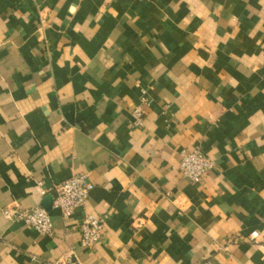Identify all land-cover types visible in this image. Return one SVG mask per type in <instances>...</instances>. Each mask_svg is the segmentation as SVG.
<instances>
[{
  "label": "crops",
  "instance_id": "obj_1",
  "mask_svg": "<svg viewBox=\"0 0 264 264\" xmlns=\"http://www.w3.org/2000/svg\"><path fill=\"white\" fill-rule=\"evenodd\" d=\"M36 207L52 236L3 215ZM0 264H264V0H0Z\"/></svg>",
  "mask_w": 264,
  "mask_h": 264
},
{
  "label": "built area",
  "instance_id": "obj_2",
  "mask_svg": "<svg viewBox=\"0 0 264 264\" xmlns=\"http://www.w3.org/2000/svg\"><path fill=\"white\" fill-rule=\"evenodd\" d=\"M144 98L132 111L133 125L142 126ZM179 163V172L182 177L191 183H199L200 180L213 168L210 158L198 147L191 151L182 152ZM93 184L84 175H76L53 187V209L58 210L62 217L69 218L74 213L81 211L93 190ZM44 194V192H42ZM3 215L8 220H17L42 236H52L53 223L49 213L43 208L32 209L5 208ZM80 246L83 249L92 250L102 239L104 225L101 218L85 215L79 226ZM258 232L250 233L248 240L255 242Z\"/></svg>",
  "mask_w": 264,
  "mask_h": 264
}]
</instances>
